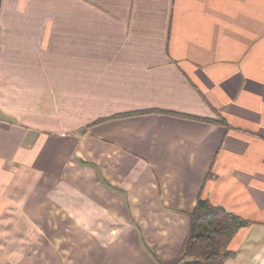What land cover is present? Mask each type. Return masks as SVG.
<instances>
[{
  "label": "crops",
  "instance_id": "crops-1",
  "mask_svg": "<svg viewBox=\"0 0 264 264\" xmlns=\"http://www.w3.org/2000/svg\"><path fill=\"white\" fill-rule=\"evenodd\" d=\"M200 197L264 264V0H0V231L78 198L171 263Z\"/></svg>",
  "mask_w": 264,
  "mask_h": 264
},
{
  "label": "rangeland",
  "instance_id": "rangeland-1",
  "mask_svg": "<svg viewBox=\"0 0 264 264\" xmlns=\"http://www.w3.org/2000/svg\"><path fill=\"white\" fill-rule=\"evenodd\" d=\"M75 187L74 197L79 195ZM72 201L71 214H64L62 206L50 214L48 208L41 209L47 213L39 216L32 207L23 218L10 213L0 231V264H137L133 248L115 245L114 239L124 238L122 231L112 232L113 225L119 224L117 217L97 215L96 209L93 214H80L78 198Z\"/></svg>",
  "mask_w": 264,
  "mask_h": 264
},
{
  "label": "trees",
  "instance_id": "trees-1",
  "mask_svg": "<svg viewBox=\"0 0 264 264\" xmlns=\"http://www.w3.org/2000/svg\"><path fill=\"white\" fill-rule=\"evenodd\" d=\"M188 215L190 218L188 235L182 253L176 261L164 262L155 250L145 247L157 264H218L219 260L233 255L231 251H226L228 240L238 229L250 225L247 220L211 204L202 197Z\"/></svg>",
  "mask_w": 264,
  "mask_h": 264
}]
</instances>
